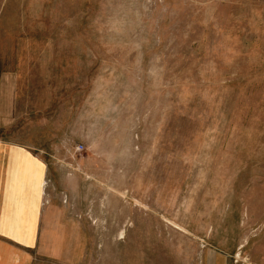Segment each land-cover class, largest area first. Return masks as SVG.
Here are the masks:
<instances>
[{"label":"rangeland","instance_id":"rangeland-1","mask_svg":"<svg viewBox=\"0 0 264 264\" xmlns=\"http://www.w3.org/2000/svg\"><path fill=\"white\" fill-rule=\"evenodd\" d=\"M2 146L14 264H264V0H0Z\"/></svg>","mask_w":264,"mask_h":264},{"label":"crops","instance_id":"crops-1","mask_svg":"<svg viewBox=\"0 0 264 264\" xmlns=\"http://www.w3.org/2000/svg\"><path fill=\"white\" fill-rule=\"evenodd\" d=\"M42 178V163L34 153L0 147V264H14V251L19 250L14 244H23L14 236L37 233Z\"/></svg>","mask_w":264,"mask_h":264}]
</instances>
